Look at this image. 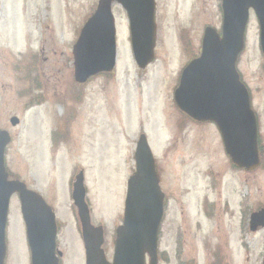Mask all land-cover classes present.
I'll list each match as a JSON object with an SVG mask.
<instances>
[{
    "label": "rangeland",
    "instance_id": "374dc122",
    "mask_svg": "<svg viewBox=\"0 0 264 264\" xmlns=\"http://www.w3.org/2000/svg\"><path fill=\"white\" fill-rule=\"evenodd\" d=\"M98 1L0 0V130L11 136L6 168L53 209L62 264H85L71 199L80 172L91 224L103 227L102 249L111 263L140 135L168 200L158 264H263L264 229L249 230L250 215L264 208V64L253 13L237 70L258 118L262 165L245 172L232 167L215 126L190 121L173 98L182 69L199 54L203 30L221 29V0H154V60L144 70L133 59L126 13L113 2L116 67L80 86L72 48ZM207 199L213 221L204 218ZM25 238L13 196L6 264H30Z\"/></svg>",
    "mask_w": 264,
    "mask_h": 264
},
{
    "label": "water",
    "instance_id": "95a60500",
    "mask_svg": "<svg viewBox=\"0 0 264 264\" xmlns=\"http://www.w3.org/2000/svg\"><path fill=\"white\" fill-rule=\"evenodd\" d=\"M113 2L126 12L132 54L141 69L154 59L156 26L154 0H99L73 47L75 81L83 84L100 73H111L116 65V31L111 12ZM260 27V46L264 54V0H222L221 36L207 27L199 58L183 70L174 100L180 111L198 122H212L222 138L230 161L239 169L251 171L259 166L257 124L250 99L236 71L238 55L244 47L249 10ZM18 124L16 118L10 120ZM10 138L0 131V264L4 263L5 228L10 197L17 193L26 227L32 264H58L55 256L56 224L51 209L35 192L19 181H8L4 150ZM136 171L127 183L123 224L116 230L112 264H157V242L163 216V195L152 153L144 135L135 152ZM74 204L81 224L86 264H109L101 246L103 232L90 224L84 202L83 176L73 185ZM264 227V209L251 216V230Z\"/></svg>",
    "mask_w": 264,
    "mask_h": 264
},
{
    "label": "flooded vegetation",
    "instance_id": "af4514ba",
    "mask_svg": "<svg viewBox=\"0 0 264 264\" xmlns=\"http://www.w3.org/2000/svg\"><path fill=\"white\" fill-rule=\"evenodd\" d=\"M262 61H263V64H264V56H263V58H262ZM263 66H264V65H263ZM207 200H208V199H207ZM207 200H206V201H207ZM167 201H168V200L165 198L164 211H165V209H166ZM203 204H204V205H202V209H203L204 217H206V219L209 220V219H211L213 216H211L210 214H208V212L206 211V209H207V202H204ZM208 204H209V203H208ZM202 209H201V214H202ZM214 237H215V236H214ZM227 238H228V236H227ZM222 247H223L224 250L226 249V245H225V243L222 244ZM227 248H228V249H231V246L228 244V245H227ZM57 252H58V253H61V259H62V258L64 257L63 252H62L60 249H58ZM229 252H230V251H229ZM231 257H233V255H232ZM225 259H226V257H225ZM59 262H60V264H62V260L59 261Z\"/></svg>",
    "mask_w": 264,
    "mask_h": 264
}]
</instances>
